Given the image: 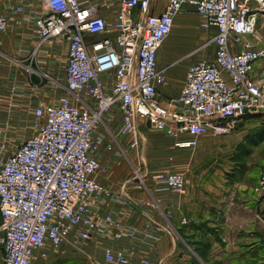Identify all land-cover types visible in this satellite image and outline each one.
I'll return each mask as SVG.
<instances>
[{"label":"built area","instance_id":"2783aa9c","mask_svg":"<svg viewBox=\"0 0 264 264\" xmlns=\"http://www.w3.org/2000/svg\"><path fill=\"white\" fill-rule=\"evenodd\" d=\"M42 1L43 11L33 24L40 44L52 38L67 43L71 96L34 107L35 130L14 149L0 143L3 264H33L37 254L47 257L50 247L83 245L98 232L106 233L108 226L116 228L112 238L135 236L136 227L124 226L112 212L99 219L93 208L96 202L115 200L135 205L96 178L103 170L99 153L104 135L99 129L104 116L119 114L117 135L134 133L141 117L176 139L177 146L194 148L198 137L230 134L244 115L264 113V79L252 76L256 62L264 60V47L242 40L257 29L248 0H168L159 14L150 12L151 0H120L111 28L95 6L80 0ZM183 8L202 16V27L218 29L215 57L192 64L180 95L163 103L159 86L166 75L158 67V51ZM14 12L23 14L25 6H16ZM9 25L10 18L0 14V32ZM86 33L100 37L89 43ZM235 44L241 50L234 51ZM155 181L177 194L184 191L182 173L160 172ZM256 191L264 194V165ZM104 261L158 264L146 257L132 262L127 250L111 247L104 249Z\"/></svg>","mask_w":264,"mask_h":264},{"label":"crops","instance_id":"0c3cea01","mask_svg":"<svg viewBox=\"0 0 264 264\" xmlns=\"http://www.w3.org/2000/svg\"><path fill=\"white\" fill-rule=\"evenodd\" d=\"M80 1L95 6L97 14L107 18L109 28L113 26L120 0ZM167 1L151 0L150 12H163ZM259 1L248 0L252 10L260 9ZM18 5L25 6L23 14L14 12ZM43 8L42 0H0V14L10 18L8 30L0 32V96H4L0 98V143L8 146L26 137L34 107L71 96L65 73L67 43L52 38L40 44L33 24ZM256 17L258 35H244L242 40L260 47L264 45V17ZM202 22V16L183 8L174 19L171 33L175 30L176 34L168 36L158 51V67L166 75L159 86L163 103L180 95L192 64L215 57L213 39L218 29L204 28ZM115 35L111 30V36ZM99 37L85 34L89 43ZM208 46L213 48L204 51ZM89 49L92 51L90 45ZM233 50H241V45L235 44ZM252 76L264 79V60L256 62ZM13 86L18 88L12 91ZM88 102L92 104V100ZM118 122L117 113L103 118L99 129L104 135L99 153L103 170L96 178L135 205L115 200L96 202L93 208L97 218L112 212L124 226L136 227L137 233L116 239L110 236L116 228L105 227L108 234L98 232L85 243V263L108 264L104 249L111 247L127 250L132 262L146 257L158 264H264V194L256 191L264 153H258L259 144L254 146L247 158V171L241 176L232 159L225 162L218 156L230 152L231 158L245 137L256 131L235 129L222 139L209 132L198 137L196 147L187 148L177 146L176 139L153 129L141 117L134 133L128 135H117ZM33 126L30 128L35 130ZM160 172L184 174V191L177 194L158 185L155 176ZM2 233L0 228V236ZM72 248L67 242L50 247L48 256L37 254L33 264H60V259L75 256ZM3 262L0 245V264Z\"/></svg>","mask_w":264,"mask_h":264},{"label":"rangeland","instance_id":"374dc122","mask_svg":"<svg viewBox=\"0 0 264 264\" xmlns=\"http://www.w3.org/2000/svg\"><path fill=\"white\" fill-rule=\"evenodd\" d=\"M258 4H259L258 6H259L260 9L253 10L252 12H254L255 15L257 14L259 17H264V1L260 0L258 2ZM258 31H259V26L257 27L255 34H252V35L257 36L258 35ZM176 32L177 31L174 30L169 35L168 39L171 36H173L174 34H176ZM260 47H264V45L260 46ZM212 48L213 47H211V46L209 47L208 46L204 51H207V50L212 49ZM34 124H35V122H34L33 118L30 117L29 123H28V126H27L29 129L26 132V136L32 135L34 130L31 129L30 126L32 127V125H34ZM236 129H244V130H249L251 132L252 131H256L257 133H262V135L264 137V113H248V114L244 115L243 117H241L239 119V121L237 123V126H236ZM214 137H216L217 139L218 138H220V139L225 138L223 135L222 136L216 135ZM19 142L20 141H12L10 143V145L8 146V148H7L8 151L14 149L15 146L17 145V143H19ZM257 149H258L257 151H258L259 154L264 153V141L259 144ZM156 151H154L153 153L154 154H158V152H161V151L158 150V152L155 153ZM218 156H220V158L222 160H224V161L225 160L228 161V160L231 159V158H229L230 157V152H228L227 154H221V155H218ZM85 246H86L85 244H83V245L79 244V245H77V247H73L72 246L73 247L72 251H73V253H75V256L74 257L71 256V258L68 257L67 259H63V258L60 259V264H87V263H85V259L82 258L83 255H84V252H85Z\"/></svg>","mask_w":264,"mask_h":264},{"label":"trees","instance_id":"16d2710c","mask_svg":"<svg viewBox=\"0 0 264 264\" xmlns=\"http://www.w3.org/2000/svg\"><path fill=\"white\" fill-rule=\"evenodd\" d=\"M264 141L262 133L247 135L245 140L238 146L236 152L231 157L235 162L236 172L243 175L247 171V158L252 153L254 146ZM235 170V169H234Z\"/></svg>","mask_w":264,"mask_h":264}]
</instances>
